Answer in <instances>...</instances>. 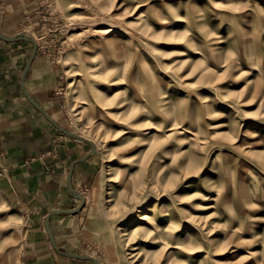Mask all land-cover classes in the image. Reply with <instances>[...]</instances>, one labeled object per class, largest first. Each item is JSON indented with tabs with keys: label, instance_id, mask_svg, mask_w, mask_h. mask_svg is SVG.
Listing matches in <instances>:
<instances>
[{
	"label": "rangeland",
	"instance_id": "374dc122",
	"mask_svg": "<svg viewBox=\"0 0 264 264\" xmlns=\"http://www.w3.org/2000/svg\"><path fill=\"white\" fill-rule=\"evenodd\" d=\"M36 1L21 28L53 66L56 121L97 147L68 251L152 264L163 239L125 235L148 213L201 244L171 264H264V0ZM29 214L0 189V264L24 263Z\"/></svg>",
	"mask_w": 264,
	"mask_h": 264
},
{
	"label": "crops",
	"instance_id": "0c3cea01",
	"mask_svg": "<svg viewBox=\"0 0 264 264\" xmlns=\"http://www.w3.org/2000/svg\"><path fill=\"white\" fill-rule=\"evenodd\" d=\"M0 6V26L7 36L21 34L23 25L38 20L36 0H0ZM32 51L33 44L28 41L10 43L0 39V189L11 206L30 213L22 245L23 264H94L59 254L45 228L50 211L63 208L61 202H75L67 186L69 168L90 150L85 149L84 142L57 131L28 101L22 74ZM53 72L49 60L38 52L26 84L34 100L57 120L58 97L53 89L57 81L52 80ZM90 173V159L75 167L73 185L77 191L89 180ZM45 210L48 212L44 215ZM77 215L63 214L51 220L56 242L65 250L70 249L59 230L64 222L74 223Z\"/></svg>",
	"mask_w": 264,
	"mask_h": 264
},
{
	"label": "water",
	"instance_id": "95a60500",
	"mask_svg": "<svg viewBox=\"0 0 264 264\" xmlns=\"http://www.w3.org/2000/svg\"><path fill=\"white\" fill-rule=\"evenodd\" d=\"M0 17H1V6H0ZM0 39H2L3 41L6 42H10V43H14V42H19V41H28L30 43L33 44V51L32 54L26 64V67L24 69V72L22 74V87L24 90V93L28 99V101L38 110L40 111L44 117H46L62 134L69 136L71 138H74L78 141L87 143L88 145H90L91 151L89 153H87L86 155H84L81 158H78L76 160H74L69 168V173L67 176V186L70 192V196L76 200H79L80 203L76 208L73 209H54L52 211L49 212V214L46 216L45 218V228L47 231V234L49 236V239L52 243L53 248L61 255L68 257V258H74V259H79L82 261H90L93 262L94 264H101V262L99 261V259H97L96 257L93 256H88V255H83V254H79V253H73L70 252L68 250L63 249L62 247H59L56 239L54 237L53 231H52V227H51V220L54 216H58V215H63V214H77L79 212H81L85 206H86V197L80 193L79 191L76 190V188L73 185V175H74V171H75V167L80 164L83 163L85 161H87L88 159H90L91 157H93L96 154V144L91 141L90 139H88L87 137H84L82 135L76 134L64 127H62L36 100H34V98L29 94L28 90H27V84H26V80H27V76L28 73L33 65V62L38 54V50H39V44L37 42V40L33 37V36H29L27 33H21L17 36L11 37V36H7L2 32L1 26H0Z\"/></svg>",
	"mask_w": 264,
	"mask_h": 264
},
{
	"label": "bare ground",
	"instance_id": "6f19581e",
	"mask_svg": "<svg viewBox=\"0 0 264 264\" xmlns=\"http://www.w3.org/2000/svg\"><path fill=\"white\" fill-rule=\"evenodd\" d=\"M142 16L143 15L140 14L139 18H141ZM113 31H114L113 29H105L102 31V33H104L107 36L108 34H111ZM170 131H173L172 128H170ZM163 212H164V210H161L160 213H163ZM152 215H149L148 213H143L140 216V220L142 222H144V224H137L136 226H133L132 228H128V229L125 228V232H126L125 235L137 237V236L143 234V235L151 237V236H156L158 234L159 235L158 237L163 239L162 256L159 260L153 261L152 264H159L161 262H162V264L173 263V260H171L173 257L171 255H174V254L172 253V251L170 252V250L171 249L177 250L178 252H180V255L181 254L183 255L186 252L185 250L188 249L184 246L185 242H187V241L189 243V247L192 249L197 245H199L198 247H200L201 244H199V242L197 241L198 239L196 237H194L195 234L193 232L185 231V233L183 235L176 236L173 232L174 228L171 224L168 223V225L162 226L155 220L154 217H152ZM135 249H137V248H135ZM164 254H165V257L167 258L166 260H168V262L166 260H164L165 262L161 261ZM206 262H207L206 259H203L200 261V264H204Z\"/></svg>",
	"mask_w": 264,
	"mask_h": 264
},
{
	"label": "built area",
	"instance_id": "2783aa9c",
	"mask_svg": "<svg viewBox=\"0 0 264 264\" xmlns=\"http://www.w3.org/2000/svg\"><path fill=\"white\" fill-rule=\"evenodd\" d=\"M39 48H40V46H39Z\"/></svg>",
	"mask_w": 264,
	"mask_h": 264
}]
</instances>
